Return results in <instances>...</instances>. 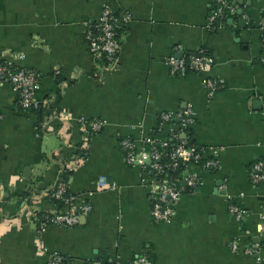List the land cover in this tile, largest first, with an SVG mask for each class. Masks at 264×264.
I'll return each mask as SVG.
<instances>
[{
    "label": "crops",
    "instance_id": "obj_1",
    "mask_svg": "<svg viewBox=\"0 0 264 264\" xmlns=\"http://www.w3.org/2000/svg\"><path fill=\"white\" fill-rule=\"evenodd\" d=\"M104 6L129 14L118 23L114 67L88 44ZM213 8L214 0H0V60L36 73L40 102L24 110L0 83V264H45L52 251L68 264H131L140 255L150 264H257L245 251L254 242L264 264V180L250 177L264 160V0H234L211 25ZM189 54L206 55L209 70L170 73L167 58ZM203 76L222 80L212 96ZM183 109L192 112L193 143L218 167L188 165L182 172L195 171L200 183L188 188L181 173L172 219L156 222V174L128 164L120 140L147 149L168 136L160 116ZM82 117L104 125L80 160ZM60 175L90 211L73 226L38 227L36 213L69 211L46 196ZM101 176L115 186H98ZM230 201L246 210L241 219Z\"/></svg>",
    "mask_w": 264,
    "mask_h": 264
},
{
    "label": "built area",
    "instance_id": "obj_2",
    "mask_svg": "<svg viewBox=\"0 0 264 264\" xmlns=\"http://www.w3.org/2000/svg\"><path fill=\"white\" fill-rule=\"evenodd\" d=\"M234 0H214L213 11L208 16V22L212 25L221 20L225 12H233ZM127 22L129 14L124 13L117 16L111 9L104 6L97 20L94 23L93 30L88 32L89 50L95 59L105 62V66L114 67L118 60V39L116 37V28L119 21ZM262 30V46L260 59L264 63V23L261 25ZM209 58L206 55L190 54L186 56L175 57L169 56L166 64L170 73L173 75H184L188 72L204 73L210 68ZM60 74L59 70L54 71ZM9 83L18 95V104L24 110L38 109L40 102L35 98V92L38 88V78L34 71L30 69L13 66L10 62L0 60V83ZM201 84L204 86L208 96H212L222 84V80L203 76ZM160 125H170L168 136L162 140H152L147 149L137 152L135 143L130 138H122L120 146L125 149V161L128 164H138L147 173L156 174V179L152 180L150 193L152 195L150 216L156 222H169L174 213L178 200L180 199L184 186H180V175L173 176L170 173L179 169L180 163H184L187 171L188 165L202 166L205 169H213L218 167V161L214 156H205L206 149L190 145L187 141V130L191 126L192 112L190 109H183L176 113H163L160 118ZM79 122L84 132V138L81 143L83 154L79 156L82 160L85 157V149L94 133L98 132L104 125V121L100 119L80 118ZM169 138V140H168ZM169 141L176 142L173 150L168 154L169 161L162 162L161 148L169 144ZM204 163L201 165L200 160ZM185 173L182 183L189 187H193L200 183V178L195 171ZM160 175V176H159ZM250 177L253 183L264 180V160H259L252 165ZM100 187H114L115 183H109L106 177L101 176L98 179ZM50 200L62 201L63 207H67V212H56L48 217L47 223H42L40 227L46 224H60L63 226H73L78 223L81 215H86L91 206L85 201L77 204L78 197L70 193L66 186V181L58 176L55 184L46 193ZM229 210L236 219H241L246 210L237 203L230 201ZM264 215H261L259 223V231H263ZM232 249H237L236 241L231 243ZM260 245L257 242L250 243L246 247V253L253 256L257 264L263 263V258L259 252ZM46 250V247H43ZM45 264H68L67 258L56 251L49 253ZM86 264H103L100 260H92ZM131 264H150L149 260L140 255Z\"/></svg>",
    "mask_w": 264,
    "mask_h": 264
},
{
    "label": "trees",
    "instance_id": "obj_3",
    "mask_svg": "<svg viewBox=\"0 0 264 264\" xmlns=\"http://www.w3.org/2000/svg\"><path fill=\"white\" fill-rule=\"evenodd\" d=\"M225 13H228V12H225ZM117 28H118V26H117ZM117 28H116V37H118V30H117ZM92 30H93V29H92ZM92 30H91V31H92ZM189 55H190V54H189ZM202 55H204V54H202ZM101 62H102L103 64H105L104 61H101ZM31 110H32V109H31ZM34 110H35V109H34ZM168 140H169V138H168ZM187 141H188V144H190V145H195V144L193 143V140H192L191 136H190L189 129L187 130ZM175 145H176V142H174V141H169V144H168L167 146L161 148V152H162V158H161V161H162V162H168V161H169L168 154L173 150V148H174ZM196 146H197V145H196ZM197 147H200V146H197ZM82 154H83V153H82ZM82 154H81V155H82ZM203 163H204V160L201 159V160H200V164L202 165ZM184 168H185L184 163H180V165H179V169H177L176 171L170 173L169 176H170V175H173V176H177V177H178L181 173H182V175H183V172H182V171L184 170ZM159 176H160V175H159ZM61 177L65 180V178H64L62 175H61ZM65 181H66V180H65ZM51 201H53L54 203H56V204L59 205V206H63L62 201H60V200H51ZM231 202L236 203L235 201H231ZM51 215H52L51 213H44V214L36 213V216L38 217V221H40L38 227H40L42 223H47V222H49V221H48V217H50Z\"/></svg>",
    "mask_w": 264,
    "mask_h": 264
}]
</instances>
